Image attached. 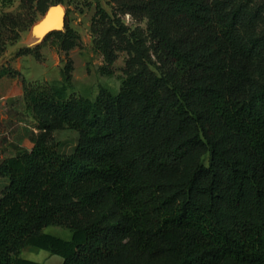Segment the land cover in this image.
I'll return each mask as SVG.
<instances>
[{
    "label": "trees",
    "instance_id": "1",
    "mask_svg": "<svg viewBox=\"0 0 264 264\" xmlns=\"http://www.w3.org/2000/svg\"><path fill=\"white\" fill-rule=\"evenodd\" d=\"M108 1L146 18L154 60L98 5L101 72L118 43L136 54L117 93H69V65L61 84L23 78L41 129L78 137L66 151L43 134L0 162V264H40L28 246L62 264H264V0ZM51 34L65 50L79 38L66 24ZM49 36L18 54L40 59Z\"/></svg>",
    "mask_w": 264,
    "mask_h": 264
},
{
    "label": "rangeland",
    "instance_id": "2",
    "mask_svg": "<svg viewBox=\"0 0 264 264\" xmlns=\"http://www.w3.org/2000/svg\"><path fill=\"white\" fill-rule=\"evenodd\" d=\"M55 4L63 6L66 12V25L79 37L75 46L68 50L63 49L62 38L50 33L41 48L40 59L31 54L19 55L21 49L38 45L37 25ZM98 5L105 9L111 18L118 13L108 0H62L58 3L49 2L41 9L35 2L0 0V74L3 71L10 72L0 76V162L29 151L43 134L59 142L66 151L71 150L78 137L77 131L66 125H55L53 130L47 133L41 129L26 112L23 78L42 84H61L62 71L69 65L73 84L69 93L95 99L101 87L108 88L113 93L119 91L122 79L136 54L127 41L118 43L117 47H120L117 51L118 58L111 67L113 73L107 75L101 72L100 69L106 62L96 46L97 36L94 29L98 21L96 16ZM118 17L128 27L127 33L135 31L140 35L145 51L154 60L146 18L128 13H118ZM61 31H65V27L54 33ZM5 185L6 182L0 179V194ZM43 232L65 240L72 236L69 229L55 225L44 228ZM21 256L40 264L62 263L60 256L32 246L24 248Z\"/></svg>",
    "mask_w": 264,
    "mask_h": 264
},
{
    "label": "water",
    "instance_id": "3",
    "mask_svg": "<svg viewBox=\"0 0 264 264\" xmlns=\"http://www.w3.org/2000/svg\"><path fill=\"white\" fill-rule=\"evenodd\" d=\"M55 10H60V11L56 20L52 22L50 21L49 18L51 17V14ZM65 20H66V12L63 6L60 4L52 5L47 11L45 18L37 25L38 38L36 44L42 43L48 34L54 31L63 30L66 24Z\"/></svg>",
    "mask_w": 264,
    "mask_h": 264
},
{
    "label": "bare ground",
    "instance_id": "4",
    "mask_svg": "<svg viewBox=\"0 0 264 264\" xmlns=\"http://www.w3.org/2000/svg\"><path fill=\"white\" fill-rule=\"evenodd\" d=\"M59 11L60 10H55L52 14H51V17L49 18L50 19V21H54V20H56V18L58 17V15H59Z\"/></svg>",
    "mask_w": 264,
    "mask_h": 264
},
{
    "label": "crops",
    "instance_id": "5",
    "mask_svg": "<svg viewBox=\"0 0 264 264\" xmlns=\"http://www.w3.org/2000/svg\"><path fill=\"white\" fill-rule=\"evenodd\" d=\"M29 247H31V246H28V248H29ZM25 248H27V247H25ZM22 251H23V250H22ZM21 254H22V253H21ZM62 262H63V259H62ZM59 264H60V263H59ZM61 264H62V263H61Z\"/></svg>",
    "mask_w": 264,
    "mask_h": 264
}]
</instances>
